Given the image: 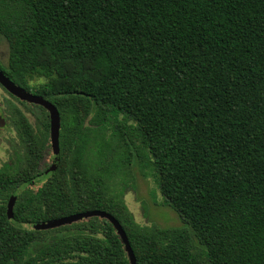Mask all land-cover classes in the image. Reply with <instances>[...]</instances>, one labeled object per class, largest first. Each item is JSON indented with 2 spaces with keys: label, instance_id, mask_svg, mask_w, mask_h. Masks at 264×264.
Masks as SVG:
<instances>
[{
  "label": "trees",
  "instance_id": "1",
  "mask_svg": "<svg viewBox=\"0 0 264 264\" xmlns=\"http://www.w3.org/2000/svg\"><path fill=\"white\" fill-rule=\"evenodd\" d=\"M0 37V69L61 118L46 173L48 111L9 109L24 148L0 166V264H131L105 217L34 228L94 209L136 264H264V0H0ZM134 162L180 226L135 220Z\"/></svg>",
  "mask_w": 264,
  "mask_h": 264
},
{
  "label": "rangeland",
  "instance_id": "2",
  "mask_svg": "<svg viewBox=\"0 0 264 264\" xmlns=\"http://www.w3.org/2000/svg\"><path fill=\"white\" fill-rule=\"evenodd\" d=\"M8 53V43L5 38L0 37V62L2 64L7 63ZM45 81L46 78L37 77L30 80L29 83L34 87ZM12 105L23 110L30 123L35 127L40 124V121L46 118L45 114L38 107L33 106L31 108L23 104L19 98L14 97L0 84V112L7 116V123L0 131V166L9 160L10 153L13 149L23 151L24 148V144L21 138H19L20 136H18L17 130L9 124L8 113ZM122 118L123 116H120L119 121L122 120ZM110 123V132H112V127L113 130H115L116 122ZM134 141L136 145L140 144L137 138H135ZM53 156L51 148L47 158L50 163L52 162ZM130 172V185L126 190L125 201L130 211L133 213L135 220L139 224L149 227H153L155 224L160 227L180 226L182 224L180 216L172 207L163 202V196L151 176H145L142 173L140 165L136 162L132 164ZM41 183L42 181L38 182L37 186Z\"/></svg>",
  "mask_w": 264,
  "mask_h": 264
},
{
  "label": "water",
  "instance_id": "3",
  "mask_svg": "<svg viewBox=\"0 0 264 264\" xmlns=\"http://www.w3.org/2000/svg\"><path fill=\"white\" fill-rule=\"evenodd\" d=\"M0 84L3 85L11 94L18 97L19 99L41 105L48 111L50 118V140L55 157L53 163L51 164L47 172L55 170L60 160L59 136H60L61 118L57 106L54 103H52L50 100L46 99L45 97L33 93L27 90L26 88L16 84L1 69H0ZM6 123H7L6 118L2 114H0V127H4ZM15 200H16V196L12 195L8 201L7 208H8V216L10 218L13 217V208H14ZM90 216L105 217L114 224L117 232L119 233L125 244L126 250L130 257L131 264H136L135 254L125 229L123 228L119 220L114 215H112L107 211L101 209H94V210L72 213L70 215L58 217L53 220L36 223L34 225V228L48 229L66 223H71L76 220L88 218Z\"/></svg>",
  "mask_w": 264,
  "mask_h": 264
},
{
  "label": "flooded vegetation",
  "instance_id": "4",
  "mask_svg": "<svg viewBox=\"0 0 264 264\" xmlns=\"http://www.w3.org/2000/svg\"><path fill=\"white\" fill-rule=\"evenodd\" d=\"M1 63V62H0ZM2 64V63H1ZM3 86V85H2ZM4 87V86H3ZM5 88V87H4ZM6 89V88H5ZM7 90V89H6ZM8 91V90H7ZM9 92V91H8ZM10 93V92H9ZM13 95V94H12ZM14 96V95H13ZM14 97H16V96H14ZM16 98H18V97H16ZM0 114H2L5 118H7V116L5 115V114H3V113H1L0 112ZM48 116H49V113H48ZM49 121H50V119H49ZM5 127V126H4ZM4 127H0V131H1V129H3ZM50 142H51V140H50ZM51 148H52V144H51ZM52 152H53V149H52ZM53 155H54V153H53ZM54 157L55 156H53V159H52V162L50 163V165H49V167L51 166V164L53 163V161H54ZM49 167L45 170V172L46 173H49V172H47V170L49 169Z\"/></svg>",
  "mask_w": 264,
  "mask_h": 264
}]
</instances>
